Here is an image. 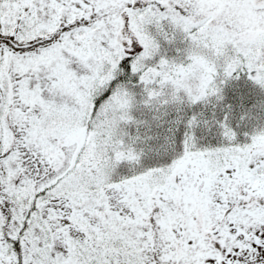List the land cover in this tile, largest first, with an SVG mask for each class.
<instances>
[{
    "label": "snow or ice",
    "instance_id": "1",
    "mask_svg": "<svg viewBox=\"0 0 264 264\" xmlns=\"http://www.w3.org/2000/svg\"><path fill=\"white\" fill-rule=\"evenodd\" d=\"M0 264H264V0H0Z\"/></svg>",
    "mask_w": 264,
    "mask_h": 264
}]
</instances>
